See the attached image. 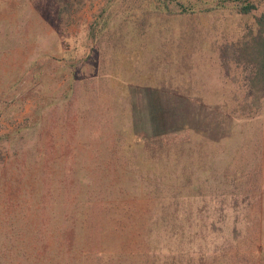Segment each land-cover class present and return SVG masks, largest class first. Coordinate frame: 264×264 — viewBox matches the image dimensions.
<instances>
[{"label":"trees","instance_id":"trees-1","mask_svg":"<svg viewBox=\"0 0 264 264\" xmlns=\"http://www.w3.org/2000/svg\"><path fill=\"white\" fill-rule=\"evenodd\" d=\"M117 1L92 24L95 43ZM122 1L151 25L225 10L247 18L220 49L233 99L132 84L131 137L94 174L67 172L42 192L29 161L3 165L0 264H264V12L254 14L257 0Z\"/></svg>","mask_w":264,"mask_h":264},{"label":"rangeland","instance_id":"rangeland-1","mask_svg":"<svg viewBox=\"0 0 264 264\" xmlns=\"http://www.w3.org/2000/svg\"><path fill=\"white\" fill-rule=\"evenodd\" d=\"M257 1L260 15L264 0ZM106 4L0 0V182L2 166L19 161L34 165L28 179L42 192L49 179L54 186L68 173L94 174L122 147L117 138L131 137L132 84L190 87L211 104L233 99L237 84L224 75L220 49L247 18L225 10L183 23L158 16L151 25L119 0L99 44L89 33Z\"/></svg>","mask_w":264,"mask_h":264}]
</instances>
